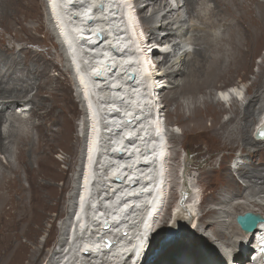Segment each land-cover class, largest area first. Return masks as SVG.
Listing matches in <instances>:
<instances>
[{
  "label": "bare ground",
  "instance_id": "bare-ground-1",
  "mask_svg": "<svg viewBox=\"0 0 264 264\" xmlns=\"http://www.w3.org/2000/svg\"><path fill=\"white\" fill-rule=\"evenodd\" d=\"M181 1L176 0L174 10L168 0H135L136 6L132 0H46L48 10L50 4L53 15L58 10V20L63 19V27L60 20L59 23L58 20L56 22L66 45L69 40L73 41V48H68L82 86L78 90L81 105L85 109L83 97H86L88 110L90 105L101 111L100 118H104L100 125L106 120L108 123L106 127L99 126L98 129L99 121H95V128L91 130L89 139L87 137L82 161L85 162L86 157H89L86 162L90 171L87 178H83L81 171L77 194V198L82 197L84 202L81 208L77 201L73 204V207L80 210L81 218L79 217V221L74 216L70 219L69 214L64 222L60 235L62 238L56 241V246L61 248L65 245L64 248L68 249L61 264H90V260L83 262L78 258L76 252L88 250L91 246L95 251L91 250L93 253L101 254L102 244L107 238L113 240L112 254L119 257L114 263L111 259L109 264H135V260H132L134 256L130 255L132 253L121 261L126 254L123 251L130 250L137 242L138 236L134 243L128 240L133 238L132 230H135L131 222L140 218V231L150 227L168 190V158L166 160L164 154L165 151L167 153L166 143H169L170 135L166 134V139L163 134L166 126L162 120L164 113L160 114L166 112V104L174 107L171 117L183 127L182 135H188L190 131L203 133L207 129V121L213 120L214 135L220 140L242 146L244 154L249 157V167H238L236 170L247 185L240 186L234 178V171L224 165L223 176L217 183L219 187L214 192L203 195L205 203L211 202L223 208L232 198H242L245 192L259 197L264 194L263 139L251 138L252 130L255 133L256 129L253 126L257 123L254 126L257 127L264 115V109L255 108L261 97L257 93L258 89L243 111L237 108L234 101V97L242 98L241 90L233 87V93L222 97L232 106V115L228 120H223L225 105L214 99V88L218 82H232L239 72L250 71L254 56L264 45V0H183L184 4L180 6ZM99 5L103 10H100ZM137 8L138 10H134ZM182 9L183 13H188L190 18L198 20L201 25L192 26L188 20L181 21L180 18L184 17ZM148 10H151L149 16L146 13ZM137 11L144 23L152 27L148 31L149 36H146L147 41L142 36L137 39L135 35L139 30L136 28ZM173 12L176 13V18ZM28 18L37 25H33V28L27 26ZM89 19L93 24H89ZM47 20L51 26L50 18ZM0 22L2 27L19 29L34 41L36 37L30 33L45 30L36 0H0ZM177 24V31L171 29ZM186 27L185 35L179 29ZM190 28L191 34L188 32ZM217 29L222 32L218 34ZM98 31L106 36L102 47L92 45ZM82 36L87 38V44L76 43ZM177 38L181 40L177 41ZM152 43L168 46L173 55H170L171 52L161 53L153 46L148 48ZM172 43L174 44L170 45ZM183 44L195 46L194 51L191 53L184 50ZM150 49L153 50L152 60L158 71L149 63L151 60L147 54ZM74 51L79 59L74 57ZM20 53L26 57L35 55L27 47L18 51L15 48H4L0 44V264H16L24 259L39 263L43 253L33 246L38 244V235L49 221L48 212L59 208L63 210L65 193L70 186L68 174L60 168L53 153L60 146L67 154H77L73 131L78 124L74 125L70 116L76 112V104L71 91L60 80L62 70L58 62L44 66L37 55L24 62ZM100 66L105 68L106 79L104 82H94L91 78ZM22 68L26 69V73L24 69L22 73ZM52 69L59 70V75H52ZM20 73L21 76L18 75ZM129 77L132 80L128 83L126 79ZM165 79L167 84L157 82H165ZM157 84L161 88L155 89L157 96L156 93L152 96L153 86ZM258 85L260 89L264 88V65L255 83V86ZM186 100L191 103V106L187 103L188 113ZM160 101L166 102L164 108L158 107ZM25 106L29 107L27 118L16 113ZM91 115H94L92 110ZM127 117L132 119L129 121ZM90 121L86 120V124ZM5 124L6 130H3ZM171 133L170 139L181 141L179 135ZM63 163L67 164L68 158ZM188 171L186 167L187 175ZM183 173V170L180 171L181 177L185 178ZM114 177L123 178L124 182L118 183ZM26 180L28 186L24 183ZM91 180H94L92 185ZM59 181H63L61 185ZM188 186L187 181L184 184L181 182V188L185 192L181 196V199L185 197L182 204L192 197L190 193L193 191ZM174 195L173 192L172 196H167L170 200L167 206L169 211ZM181 199L179 197V203ZM254 207L247 208L237 204L233 207L235 218L238 214L236 212L264 214L263 208H257L256 204ZM189 210L187 215L193 219V211L191 208ZM229 213V210L222 211L220 208L210 209L206 213L203 211V217L201 215L197 219L196 228H201L204 232L213 231L217 239H222V234L227 233L223 240H231L233 235L238 234L239 244L229 245L228 248L232 250L226 254L231 257L232 253L240 264H261L258 259L252 256L246 258L240 252L247 248L246 242L253 233L264 231V223H260L254 232L245 235L235 221L229 224L219 221L223 214ZM188 216L186 217L189 218ZM178 217L171 230L180 237L188 224L183 225L186 224V217L183 218L184 221L179 215ZM206 218V221L200 222ZM105 223L110 224L108 228L104 227ZM163 225L155 232L153 244L162 234ZM194 226L192 224V228ZM260 226L262 229H258ZM70 228L71 236L67 239ZM90 228L94 230L93 236L86 240L81 238L85 230ZM22 238H26L30 244H23ZM142 238L144 237L141 236V240ZM235 248L238 251L234 254ZM211 249L213 251L208 249L210 252L197 261L192 260L191 264H219V255L225 254L226 250L221 248V251L213 246ZM59 252L55 247L52 256L50 252L46 253L43 261L47 259L52 264L61 254ZM96 259L93 257L95 264L104 263Z\"/></svg>",
  "mask_w": 264,
  "mask_h": 264
},
{
  "label": "rangeland",
  "instance_id": "rangeland-1",
  "mask_svg": "<svg viewBox=\"0 0 264 264\" xmlns=\"http://www.w3.org/2000/svg\"><path fill=\"white\" fill-rule=\"evenodd\" d=\"M182 1L180 3V6H183V4H184V1L183 2ZM36 3H37L38 8H39L41 20L45 25V30L43 32L42 31H39V32L34 31L33 33H30L37 38V39L35 38V41H34L32 37L30 38L28 35L24 34L23 31H20L19 29L10 30V29H6L5 28L6 26L2 27L3 25L0 22V44L4 48H15L18 51H20L22 48L27 47L35 55L38 56L39 62L44 66H50L52 64V62H56V61L58 62L59 66H60L59 68L62 70V76L60 77V80L62 79L61 81L63 82L64 86H66L71 91V95H72V97L75 101V104H76L77 110H76V112L70 114V116L72 118L73 124L74 125L78 124V127L76 129H74V131H73V136H74L73 137V140H74L73 143L76 145L77 154L76 153L74 155L67 154L66 152H64L63 148L60 146L57 147V150L53 153L54 159L60 163V168L64 172H66V174H68L67 177L70 178V186H69L68 190L66 191L65 197L63 200V202H64L63 203V210H61L59 208V209H54V210H51L48 212L49 213V221L47 222L46 226H44V228L41 229V231L38 235V244L33 246V248H36V249L38 248L43 253L39 263L38 262L31 263L28 259H24L23 261H21L19 263L17 261L16 264H49L47 259H46V261H43V260L47 256L46 253L50 252V254H51L50 256H52V250H54L55 247L60 250L59 253H61V252H67L68 253V249L64 248L65 245H63L61 248H59V246H56V241L60 240V238H62V236L60 237V235H61V232L63 230L64 222L67 220L68 215L73 210L75 212H77V207L76 208L73 207V204L78 199L77 194L79 193V189H78V187H79L78 185L80 183L79 178L81 176V170H82V166H83V161H82L83 158L82 157H83V155L85 156V154L83 152L85 151V146L87 143V137L89 139V133L91 130L90 127L92 126V124H90V125L86 124V120L84 119V115L86 114V112L84 110V107L81 105V99H80V96L78 94L79 93L78 86H77V84H75V82H73V79H72L71 74H70L69 66L67 64V59L63 53L62 47L60 46V44L58 42V38L54 33V28H52L53 25L51 24V26H52L51 27L48 24L49 22L47 19L49 16H48V10H47L48 9L47 2H46V0H36ZM171 6H173L174 7L173 9L175 10L176 3H175V5H171ZM149 11L151 12V10H148V11H146V13H148ZM181 12H182L181 14L184 15V17L181 15L182 16V18H180L181 21H187L188 20L192 26L193 25H197V26L201 25L198 20L196 21V19L190 18L188 13L186 14L185 11H184L185 13H183V9L181 10ZM173 14L175 15L174 18H176L177 17L176 13L173 12ZM137 15H138L137 17H139L140 22L144 23L142 17H140V14L138 13V11H137ZM182 19H184V20H182ZM31 20H32L31 18H28L26 25L33 28L37 24L34 25ZM189 22H182V23L187 24ZM146 25L150 26V24H148V23ZM177 26H178V24L172 26L171 29L174 28L173 30L177 31V29H178ZM190 30H191V28L188 30V32L191 34ZM142 31L144 32L143 29H142ZM179 31L181 33H185V31H187V27L181 28V30L179 29ZM220 31L221 30L217 29L218 34L222 32V31L221 32ZM189 33H187L188 36H190ZM185 35H186V33H185ZM148 36H149V33H148ZM179 40H181V39L177 38V41H179ZM188 43H186V44H188ZM173 44L174 43H172L170 45H173ZM186 44H183L184 50H186V51L189 50L192 53L195 49V46H193V45L186 46ZM147 47L150 48L151 46H147ZM153 48H156V47H153ZM161 48H163L162 50L164 51L161 53L171 52L170 55L171 56L173 55V51L171 50V48L169 49L168 46L167 47H161ZM35 55L31 54V55H27V57H26L24 54L20 53V56H21L20 58L24 62H26L27 60H32L29 58L31 56H35ZM53 56H54V58H53ZM149 63L153 64L152 66L155 68V71H158L156 69L154 63H153V60H151V62H149ZM263 65H264V45L261 46V49L258 52V54L254 56V58L252 60V66H251L252 68H250V71L239 72L232 79V82H230L229 80L228 81L227 80H221L218 82L217 87L214 88L215 89L214 99L225 105V107H223L224 113L222 112L223 113V120H228L231 117L232 106L230 107L228 102L225 100H223L225 103L222 102V100L218 96V93L221 91H224V90L229 91V89H228L229 87H236L237 89H239L243 92L242 98L239 100L237 99L239 102H237L236 99L234 100L238 109H240L242 111L245 109L247 102H249V100L251 98H253V96L255 94L254 92L257 91V89L259 91V92L257 91V93L260 94L261 97L257 101L255 108H256V110L257 109L258 110L264 109V90H263L264 88L260 89L259 85L255 86V83L257 82L258 74L260 73L261 67ZM23 69H24V73H26L25 68H22V73H23ZM22 73H20L18 75L21 76ZM59 73H60L59 70L52 69V72H51L52 75L58 76ZM166 82H167L166 79H165V82H164V80L161 81L162 84H167ZM228 82H230V83H228ZM245 90H246V92H245ZM158 98H157V100L159 101L160 99H158ZM230 98H232V97H230ZM187 103L190 104L189 106H191L190 101L186 100V103H185L186 107H187ZM165 104H166V102L160 101V102H158V107L162 106V108H164ZM169 105L170 104H168V105L166 104V112L161 113V114L164 113L162 115L163 116L162 120H163L164 124H166L168 126V128H172V130H173V131H170V130L168 131V134L170 135V136H168L169 137V140H168L169 143H166L169 145V147L167 149L168 167H167V171H166V181H167L168 190H167L166 195H165L166 198L163 199V203H161V206L157 210L158 212L156 211L157 214H156V217L154 218L153 224L150 227H148L147 229L143 228V231L139 230L141 228V219L140 218L132 220L131 226L135 227V230H132V232L134 233L133 238H130L128 240H129V242L134 243L135 237L138 236L137 242L132 248H130V250L126 251V249H125L123 251V252H126V254L123 258H121V261H123L125 259V257H127L130 253H132V256H134V259H132V260H135V264H191L192 260L197 261V260L203 258L206 255V253L210 252V251H208V249L213 251L211 249L212 246L216 249L220 248V250H221V248L225 249L226 250L225 253H226L227 251L232 250L231 248H228L229 245H231V246L236 245L237 242L239 244V241H237V239H239L240 237H238V234H237V235H233L231 237V240H230V238H227V240L226 239L223 240V236L225 237L226 236L225 234H227V233H225L224 235L222 234V239H220V238L217 239L216 234L215 233L213 234V231L207 230L206 232H204L201 228L197 229L196 228V225H197L196 223H198L197 219H200L201 215L203 217V211H204V213H206L210 209H219V208L222 211L229 210L230 213L228 215L223 214L224 216L221 217V219L219 218V221L229 224V223H233V221H235V223H237L236 218H235L234 209H233V207L236 206L237 204L244 205L247 208H249V207L253 208L254 205L256 204L257 208L260 207V208L264 209V199L262 198L264 196V194H262V197L251 196L249 194V192H245V194L242 198H240V197L232 198L230 200V202L227 203V206H225L223 208H221L222 206L219 207V206H217L211 202H209V203L204 202L205 199H203V195L206 193H212L219 187V185L217 183L220 181L219 179L221 178V176H223V173H222L223 168L222 167L224 165L229 166L231 168L232 172L234 171V178L236 179L237 183L240 186L241 185L246 186L247 185L246 181L236 173V170L238 167H247V166L249 167L248 159H247L249 157L246 154H244L242 146L239 147V145H237V143L231 144L228 141L220 140V139H218V137H216L214 135V133H213L214 121L213 120L207 121V123H206L207 129L204 130L203 133H197L195 131H190L188 133V135H185V136L182 135L183 127L180 124L176 123L175 119L173 117H171V113L174 112L175 110H174L173 106H169ZM22 109L21 108H20V110L18 109V111H16V113H18V115L21 114L23 118H27L29 116L28 110L23 111ZM186 111H187V113L189 112L188 107L186 108ZM22 112H25V113L22 114ZM106 122H107V120H106ZM82 123H84V125L82 128V131H80L81 126H79V124H82ZM256 124L254 126H256ZM85 125H87V126H85ZM5 126H7V124L3 125V130L4 129L6 130ZM254 126H253V128H255ZM84 128H85V130H84ZM173 128L176 129V131H174ZM171 132H174V134L179 135V137H181V141L176 142L172 138L170 139L171 134H172ZM35 137H36V133H35ZM168 137H167V139H168ZM251 138L254 139V131L253 130L251 132ZM261 143L264 144V139H263V142H261ZM251 150H253V148H251ZM67 158H68V163L67 164L63 163V161ZM173 158L175 160L172 161ZM186 167H188V170H189L188 175H187V172H185ZM182 170L184 171L183 175L185 178L181 177L180 171L182 172ZM188 178H190V181ZM182 180H184V181H182ZM185 181H187V183L189 184L188 188H189V190H192L193 193H190V194H192L191 199L188 198L189 200L182 204V200H184L185 197H182V199H181V196L185 192H183V189L181 188V182L184 184ZM62 182L63 181H59V184L61 185ZM24 183L26 186L29 185L27 180L24 181ZM182 187H183V185H182ZM219 191H220V189L217 192H219ZM173 192L175 193V195H174L173 203L170 205L171 207H170V211H169L167 206H168L170 200L168 199V197L172 196ZM194 193H196V194L200 193V194H198L196 197V194L194 195ZM193 195H194V197H193ZM163 197L164 196L162 195V198ZM179 197L181 199L180 203L178 201ZM199 198L201 199V203L203 201L202 206L200 207V205H201L200 204L199 207L192 208V206L190 204H193V203L196 204L197 200ZM192 199H194V200H192ZM188 208L189 209L191 208V210L193 211V212H191V215H192L193 219H196V220H193V219L189 220L186 217V216H188L187 211H190ZM169 212H170V214H168ZM233 213H234V215H233ZM175 214H177L176 215L177 219L179 218L178 215L182 218L181 220H183V218H185V217L187 218V219L185 218L186 220L184 219L186 224H183V225L188 224V228L186 230L184 229L182 231L180 237L178 239L174 240L170 245H168L166 250L163 253H157L156 254L155 252H156V250L159 249V245H160L161 240L166 236L167 230L169 229V227H172L174 224V223L173 224H171V223L173 222V215H175ZM236 214L238 216V215L243 214V213L236 212ZM262 215H264V214H262ZM68 218H70V216ZM206 220H207V218L202 219V221H200V222H203ZM118 221H120V220H118ZM174 222H176V219ZM189 223H190V226H189ZM163 224H165V226ZM192 224L195 225L194 228H192ZM162 225L164 226V230H163L162 234L160 235V237L158 238L157 242L155 244H153L152 243L153 236H154L155 232L157 231V229L159 227H161ZM37 230H39V227L37 228ZM139 232H141L140 235H139ZM130 233L131 232H129V234ZM93 234H94V230L92 228H90L88 230H85V233L82 234L80 237L83 238L84 240H86L87 238L92 237ZM228 235H229V233H228ZM141 236L144 237V238H142V240H141ZM24 242L27 244H30V241H28L26 238H22V243L24 244ZM224 246H226V247H224ZM79 248L81 249V247H79ZM199 251H201V253H198ZM84 252L85 251H83L82 249L79 253L76 252V256L78 258H81L83 260V262L86 261L87 259L90 260L89 257L84 256V254L86 253V252L85 253ZM136 252H138V253H136ZM133 253H135V254H133ZM215 253H220V252L217 251ZM111 254H112V250H111ZM219 256H220V261H223V260L225 261V256H226L225 254L221 253V255H219ZM112 257L110 258V259H112V263H114V261L119 259L117 254L115 255V257H113V258ZM59 259H60V255L57 257V259H55V261H53L52 264H58ZM28 261H29V263H28ZM103 261L106 264L111 263V260H107V261L103 260ZM90 262H91L90 264H95V261L93 259L90 260ZM80 264H82V263L80 262Z\"/></svg>",
  "mask_w": 264,
  "mask_h": 264
},
{
  "label": "water",
  "instance_id": "water-1",
  "mask_svg": "<svg viewBox=\"0 0 264 264\" xmlns=\"http://www.w3.org/2000/svg\"><path fill=\"white\" fill-rule=\"evenodd\" d=\"M54 9H55V7H54ZM56 14L58 17L60 16V13L58 12V10L56 11ZM56 14H55V17L58 20ZM59 20H60V23L62 24V27H63V19H59ZM59 20H58V23H59ZM99 36L102 38V36L100 34H99ZM71 48H73V46H71ZM73 55L76 59H79L76 51L73 52ZM98 78L102 81L105 80V75L102 73V71L99 72V76L96 77V79H98ZM132 78L134 79L135 77L133 76ZM90 109L92 110V112H94V115H93L94 120L96 122H98L99 118H100L101 111H98V109H95L92 106L90 107ZM128 120L130 121L131 119L129 118ZM254 138L257 140L264 139V123L261 126H259L258 129L255 131ZM120 153H122V152H120ZM115 180L118 183L122 182V180L120 178H117V177L115 178ZM176 215L177 214L173 215V222L171 224L174 223V221L176 219ZM236 222L238 223V225L241 227V229L246 234H249V233L254 232L260 223H264V217H262L261 215H259L257 213L255 214L252 212H248V213H245L243 215H238L236 218ZM178 238H179V236H177L171 230V227H169V229L167 230L166 236L161 240L160 245H159V249L156 250L155 253L156 254L157 253H163L166 250L167 246L170 245L174 240H176ZM105 242L107 243L108 247L112 246V243H113L112 240L106 239Z\"/></svg>",
  "mask_w": 264,
  "mask_h": 264
},
{
  "label": "clouds",
  "instance_id": "clouds-1",
  "mask_svg": "<svg viewBox=\"0 0 264 264\" xmlns=\"http://www.w3.org/2000/svg\"><path fill=\"white\" fill-rule=\"evenodd\" d=\"M150 12V11H149ZM149 12L147 13V14H149ZM151 13V12H150ZM162 81V80H161ZM160 81V82H161ZM155 89H157V88H153V91L155 90ZM160 109V108H159ZM163 117V116H162ZM165 126L166 127H164L163 128V134H164V136L166 137V139H167V136H166V134H168V131L170 130V131H173L172 130V128H168V126L165 124ZM169 135V134H168ZM166 139H165V141H166ZM167 145V144H166ZM167 147H169V145L167 146ZM168 149V148H167ZM164 158L167 160V158H168V154L166 153V151H165V154H164ZM83 167H84V161H83ZM82 171V175H83V169L81 170ZM122 180V182H124V179L122 178L121 179ZM92 181V180H91Z\"/></svg>",
  "mask_w": 264,
  "mask_h": 264
}]
</instances>
